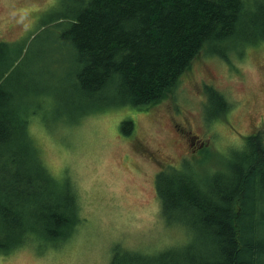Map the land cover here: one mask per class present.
<instances>
[{"label": "trees", "instance_id": "obj_1", "mask_svg": "<svg viewBox=\"0 0 264 264\" xmlns=\"http://www.w3.org/2000/svg\"><path fill=\"white\" fill-rule=\"evenodd\" d=\"M73 2L65 5L69 14L41 26L57 29L55 52L68 51V72L50 71V86L40 87L33 74L27 82L5 80L12 49L0 42V255L29 243L59 245L84 220L69 180L53 178L28 131L35 117L62 120L53 110L59 93L60 114L74 113L66 120L71 124L88 111L148 109L174 91L195 58L227 60L228 50L241 54L264 41V0ZM205 89L208 109L224 113L223 95ZM132 128L130 120L121 124L124 136ZM252 135V148L223 170L202 174L187 166L157 173L161 214L189 234L185 244H175L187 252L119 254L116 247L109 264H264V145L261 134Z\"/></svg>", "mask_w": 264, "mask_h": 264}, {"label": "rangeland", "instance_id": "obj_2", "mask_svg": "<svg viewBox=\"0 0 264 264\" xmlns=\"http://www.w3.org/2000/svg\"><path fill=\"white\" fill-rule=\"evenodd\" d=\"M73 1L0 0V42H11L12 49L5 80L27 82L33 74L36 84L47 87L50 71L68 72L67 49L54 51L57 29L41 26L69 14L65 5L75 6ZM228 51L227 60L195 58L174 91L148 109L88 111L71 124L66 120L74 113L60 114L63 96L55 95L53 110L62 120L45 123L35 117L28 131L53 178L69 180L84 220L59 245L40 249L29 243L0 255V264H109L116 247L119 254L182 251L175 244H185L189 234L164 221L157 173L190 166L212 174L252 148L250 135L261 134L258 142L264 145V41L241 54ZM206 86L223 95L224 113L208 109ZM127 120L133 128L124 136L121 124Z\"/></svg>", "mask_w": 264, "mask_h": 264}]
</instances>
